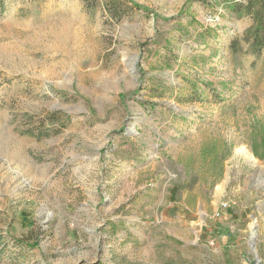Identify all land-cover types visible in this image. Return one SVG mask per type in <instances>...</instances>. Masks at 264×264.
<instances>
[{
  "label": "rangeland",
  "instance_id": "obj_1",
  "mask_svg": "<svg viewBox=\"0 0 264 264\" xmlns=\"http://www.w3.org/2000/svg\"><path fill=\"white\" fill-rule=\"evenodd\" d=\"M131 1L0 0V264H264L252 19Z\"/></svg>",
  "mask_w": 264,
  "mask_h": 264
},
{
  "label": "trees",
  "instance_id": "obj_2",
  "mask_svg": "<svg viewBox=\"0 0 264 264\" xmlns=\"http://www.w3.org/2000/svg\"><path fill=\"white\" fill-rule=\"evenodd\" d=\"M131 1V0H130ZM208 7L215 8L217 4H221L227 11L237 17H250L252 24L244 30L242 38H234L231 41V49L234 52L246 51L252 54L257 60L261 59L264 54V0H199ZM133 5L140 8L135 2ZM208 29V28H207ZM242 41L248 44L245 49ZM67 120L69 118H66ZM69 121V120H68ZM45 135L42 131L38 136Z\"/></svg>",
  "mask_w": 264,
  "mask_h": 264
},
{
  "label": "bare ground",
  "instance_id": "obj_3",
  "mask_svg": "<svg viewBox=\"0 0 264 264\" xmlns=\"http://www.w3.org/2000/svg\"><path fill=\"white\" fill-rule=\"evenodd\" d=\"M240 152H242L243 154L247 155V157L250 155L252 157V155L250 154V152L246 149V148H240L239 150ZM250 158V157H249Z\"/></svg>",
  "mask_w": 264,
  "mask_h": 264
}]
</instances>
